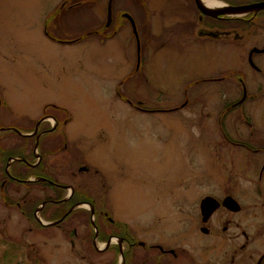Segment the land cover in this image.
Here are the masks:
<instances>
[{
	"label": "flooded vegetation",
	"instance_id": "flooded-vegetation-1",
	"mask_svg": "<svg viewBox=\"0 0 264 264\" xmlns=\"http://www.w3.org/2000/svg\"><path fill=\"white\" fill-rule=\"evenodd\" d=\"M216 1L222 15L205 14L199 9L197 0H61L43 25L44 36L61 44L81 42L87 38L105 43L114 40L129 27L136 42V65L123 78L124 86H127L131 75L138 76L136 80L146 77L144 70L152 47L155 52L173 47L183 52L187 51V44L199 45V40L229 43L239 48L252 43L246 51L247 63L252 73L246 74L236 69L219 70L195 81V85L202 84L205 98L190 97L189 89L180 94L181 98L166 99L154 108L147 109L142 101H133L119 93L117 95L125 106L144 114L155 113L158 118L159 129L155 135L156 164L162 182L160 189H164L161 195L167 202V207L172 208V203L180 202L190 203L195 208L194 204L197 203L203 225L200 231L210 237L205 240L214 245L217 241L212 238L218 234L216 216L221 214L226 219L221 228L222 235L228 233L230 225L234 223V238L230 241V247L222 249L221 259L217 264H264V241L259 242L264 236V99H260V96H264V9H253L242 14L232 11L234 8L264 3V0ZM101 4H105L103 17L97 15ZM176 8L180 9L179 17L173 11ZM87 10L93 18L90 28L78 22ZM76 19L75 27L78 24L79 30L75 28L76 32L70 34L72 30L69 28L66 32L65 29L71 26L68 23ZM139 30L143 32V42ZM250 32L252 34L248 35ZM179 41L182 45L183 42L185 44L180 47L176 44ZM251 54L256 67L250 62ZM256 59L262 68L257 66ZM41 119L34 122L26 118L16 124L15 130L6 131L5 134H13L16 140L10 149H3L0 141V188L7 187V191L3 190L2 196L0 195V204L5 203L7 210L16 208L25 218L26 224H39L46 228L41 230L38 227L39 231L59 228L61 236L70 242L71 250L86 246L91 251H105L110 259H116V264H214L208 258L201 261L202 257H195L188 249L187 244L192 240L194 230L193 209L182 210V217L186 214V220L181 228L178 225L179 218L176 217L174 221L165 224V227H150L149 231L147 228L137 229L131 221L102 211L98 203H105L110 194H103L105 192L91 178L92 171L88 166L82 165L85 164V159L78 141L73 139L72 142V134L70 132L68 135L67 130L66 135H62V130L57 132L59 123L51 116ZM38 124L39 128L35 129ZM195 124L201 127L203 136L201 157L205 165L213 167V175L206 182H220L218 186L222 187L208 190L197 199L193 195L195 182L190 170L194 162ZM3 125L0 120V130ZM2 133L0 132V137ZM66 142L68 147L64 145ZM184 146L187 152L186 157L183 154L181 162L179 149L183 152ZM7 150H12L14 154L8 156L4 163L3 151ZM49 156H54V159L59 157L57 166L52 164ZM236 164L242 170L237 179L244 175V171L253 173L255 188L263 208V211L258 207L250 212L245 226H242L241 221L244 210L235 196L237 191L226 188L225 179L217 175V172L226 168L230 172V165ZM38 170L40 172H36ZM165 170L170 171L171 175L164 173ZM178 171L185 173L179 174ZM84 173L91 175L89 184L85 186L82 184L86 180L83 179ZM229 177L231 179V172ZM60 178H70V181ZM36 190L41 193L38 197L35 195ZM208 197L215 199L221 206L204 221L200 205ZM227 197L237 201L241 210L234 212L226 208L223 202ZM38 200H41V204L33 208ZM84 203L91 205L90 211L84 208ZM63 204L68 205L65 208ZM60 208L67 211L62 216L55 217ZM86 215L89 217H85ZM82 224L91 228L89 233L79 232ZM97 225L102 228L106 225L108 236L105 242L101 241ZM1 226L2 220L0 234L3 233ZM97 243L104 247L98 248Z\"/></svg>",
	"mask_w": 264,
	"mask_h": 264
},
{
	"label": "rangeland",
	"instance_id": "rangeland-1",
	"mask_svg": "<svg viewBox=\"0 0 264 264\" xmlns=\"http://www.w3.org/2000/svg\"><path fill=\"white\" fill-rule=\"evenodd\" d=\"M60 3L61 0H0L2 129L15 130L16 124L26 118L34 122L45 116L56 119L59 123L57 132L62 130V135H66V130L68 135L71 132V141H78L84 155L85 164L82 165L92 171V176L83 174L86 180L82 184L88 185L91 176L105 192L103 194H110L105 203H98L104 212L131 221L137 229L148 230L150 227L161 229V225L165 227L176 217L181 228L186 220V214L182 217V210L193 209L194 230L192 240L187 244L188 249L195 257H202L201 261L208 258L217 264L222 249L230 247L234 238V223L230 225V231L222 235L221 228L226 219L221 214L216 216L218 234L212 238L217 241L214 245L206 241L208 236L200 231L203 225L197 203L195 208L190 203L180 202L172 203V208L167 207L161 195L164 189H160L162 182L156 164L158 118L155 113L144 114L125 106L117 93L133 101H142L147 109L166 99L181 98L180 94L189 89L190 97L205 98L202 84L195 85V81L219 70L236 69L252 73L246 53L252 43L239 48L234 44L199 40V45L187 44L189 47H185L187 51L183 52L174 47L155 52L152 47L144 70L146 77L136 80L138 76L131 75L127 86H124L123 78L136 65V42L131 29L128 27L120 36L105 43L93 38L66 44L52 42L44 36L43 25ZM173 11L179 17L180 9ZM90 13L89 10L84 11L77 18L86 28L92 25ZM97 15H105V4L98 6ZM77 19L70 27L66 26V32L69 28L72 30L70 34L76 32ZM139 31L143 42V32ZM176 44L181 47L185 42L183 45L181 41ZM143 64L142 61L141 66ZM256 64L263 67L257 59ZM263 97L260 96V99ZM200 130L201 127L195 124L194 162L190 170L195 182L193 195L196 199L208 190L222 188L218 186L220 182H206L213 175V167L205 165L201 157L203 136ZM0 141L3 149H10L16 142L11 133L2 134ZM64 145L68 147V142ZM186 152L185 146L183 152L179 149V161L183 154L186 157ZM53 157L49 156L52 164L57 166L60 159ZM230 166L231 179L228 168L217 172V175L225 179L226 188L237 191L235 196L244 210L241 221L245 226L250 212L258 207L263 211L260 196L255 188L253 173L244 171V175L237 179L242 170L238 164ZM186 168L185 165L184 170ZM182 172L185 173L178 171L179 174ZM164 173L171 175L170 171L165 170ZM60 179L70 181V178ZM3 190L7 191V187L0 188L1 196ZM40 194V191H35L37 197ZM233 219L236 220L235 215ZM0 220L3 232L0 234V264H116V259H110L105 251H91L86 246L71 250L70 242L61 236L59 228L39 231L37 224H26L20 212L16 208L7 210L5 203L0 204ZM89 229L88 225L82 224L79 232L87 234ZM261 241H264V236ZM97 246L102 249L100 244L97 243Z\"/></svg>",
	"mask_w": 264,
	"mask_h": 264
},
{
	"label": "water",
	"instance_id": "water-1",
	"mask_svg": "<svg viewBox=\"0 0 264 264\" xmlns=\"http://www.w3.org/2000/svg\"><path fill=\"white\" fill-rule=\"evenodd\" d=\"M111 5L112 3H110L109 6V13L111 15ZM197 5L199 7V9L204 12L205 14H210V15H214V16H218V15H222L223 12L217 9H213V8H209L208 6L204 5L200 0H197ZM253 9H256V11L258 10H262L264 9V3H260V4H256L250 7H243V8H234L232 11L236 12V13H246V12H250ZM250 62L252 64L253 67H256L254 65V63L252 62V54L250 55ZM223 205L234 211V212H238L241 210L240 205L238 204L237 201H235L232 197H227L224 202ZM221 206V204H219L215 199L208 197L202 200L201 202V214L204 217V221H207L209 219V217ZM92 212H94V210H92Z\"/></svg>",
	"mask_w": 264,
	"mask_h": 264
},
{
	"label": "trees",
	"instance_id": "trees-1",
	"mask_svg": "<svg viewBox=\"0 0 264 264\" xmlns=\"http://www.w3.org/2000/svg\"><path fill=\"white\" fill-rule=\"evenodd\" d=\"M13 154H14V153H13L12 150H7V152L3 151V155H4V156H3V157H4L3 162L5 163L7 157H8V156H13ZM39 169H40V168H39ZM36 172H40V170H38V171H36ZM40 201H41V200L36 201V202L33 204V208H37V207L41 204ZM67 205H68V204H67ZM67 205H66V204H63L62 206H63V207L66 206V207H67ZM47 207H48V206H47ZM66 207H65V208H66ZM66 211H67L66 209L60 208V209L57 211L55 217L62 216ZM98 225H99V224H98ZM98 225H97V226H98ZM37 226H38L41 230L46 229L44 226H41V225H39V224H37ZM98 227H99V231H100L101 241L105 242L106 239H107V236H108L106 225H104L103 228H102L101 225L98 226ZM93 235H95L94 231H93Z\"/></svg>",
	"mask_w": 264,
	"mask_h": 264
},
{
	"label": "bare ground",
	"instance_id": "bare-ground-1",
	"mask_svg": "<svg viewBox=\"0 0 264 264\" xmlns=\"http://www.w3.org/2000/svg\"><path fill=\"white\" fill-rule=\"evenodd\" d=\"M201 2L204 5L208 6L209 8H213V9L219 8V4L216 0H201ZM239 14H241V13H239ZM68 24L70 25L71 23H68Z\"/></svg>",
	"mask_w": 264,
	"mask_h": 264
}]
</instances>
